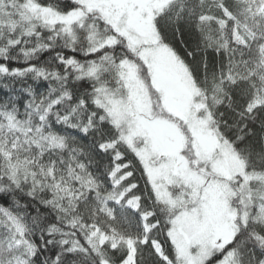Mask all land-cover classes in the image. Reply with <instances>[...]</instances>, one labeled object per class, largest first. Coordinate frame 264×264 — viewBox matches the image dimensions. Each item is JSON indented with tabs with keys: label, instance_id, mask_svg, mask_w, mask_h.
Instances as JSON below:
<instances>
[{
	"label": "snow or ice",
	"instance_id": "obj_1",
	"mask_svg": "<svg viewBox=\"0 0 264 264\" xmlns=\"http://www.w3.org/2000/svg\"><path fill=\"white\" fill-rule=\"evenodd\" d=\"M0 264H264V0H0Z\"/></svg>",
	"mask_w": 264,
	"mask_h": 264
},
{
	"label": "trees",
	"instance_id": "obj_2",
	"mask_svg": "<svg viewBox=\"0 0 264 264\" xmlns=\"http://www.w3.org/2000/svg\"><path fill=\"white\" fill-rule=\"evenodd\" d=\"M141 188H143V183L141 182V185H140Z\"/></svg>",
	"mask_w": 264,
	"mask_h": 264
}]
</instances>
